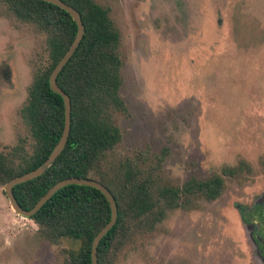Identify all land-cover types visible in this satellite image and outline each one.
Segmentation results:
<instances>
[{
  "label": "rangeland",
  "instance_id": "1",
  "mask_svg": "<svg viewBox=\"0 0 264 264\" xmlns=\"http://www.w3.org/2000/svg\"><path fill=\"white\" fill-rule=\"evenodd\" d=\"M119 32L122 140L107 171L167 149L154 186L181 187L223 169L224 190L169 211L116 264H248L236 204L264 191V0H93ZM46 36L0 4V153L25 143L19 115ZM114 169V170H115ZM111 172V171H110ZM243 205V204H242ZM16 215L0 187V264H62L61 251Z\"/></svg>",
  "mask_w": 264,
  "mask_h": 264
},
{
  "label": "trees",
  "instance_id": "2",
  "mask_svg": "<svg viewBox=\"0 0 264 264\" xmlns=\"http://www.w3.org/2000/svg\"><path fill=\"white\" fill-rule=\"evenodd\" d=\"M75 9L84 25L83 38L58 74L56 83L68 95L71 123L67 143L55 162L41 176L13 187L18 204L30 210L56 183L80 178L101 183L117 205V221L100 241L98 264H116L129 242L151 233L169 211L190 208L198 199L214 201L224 190L227 168L205 180L190 178L181 187L154 186L167 149L150 154L148 149L107 171L109 154L122 140L116 113H126L121 96L122 61L119 32L108 11L93 0H61ZM18 21L46 36L47 60L39 61L19 115L31 140L9 153H0V187L39 167L58 142L64 127L62 98L49 88V76L69 49L77 32L70 15L37 0H0ZM111 171V172H110ZM224 175V176H223ZM4 193V191H3ZM5 195V194H4ZM103 194L90 187L69 185L57 191L32 216L36 235L50 244L68 241L77 248L61 251L62 264H91V243L110 220Z\"/></svg>",
  "mask_w": 264,
  "mask_h": 264
},
{
  "label": "water",
  "instance_id": "3",
  "mask_svg": "<svg viewBox=\"0 0 264 264\" xmlns=\"http://www.w3.org/2000/svg\"><path fill=\"white\" fill-rule=\"evenodd\" d=\"M42 1L45 3L52 4L66 13L70 15L72 20L75 22L77 26V32L73 39L72 44L70 45L67 52L64 54V56L60 59V61L57 63L55 68L52 70L50 76H49V88L50 90L59 95L63 100L64 105V127L62 134L56 143V145L53 147L51 153L47 157V159L36 169L27 172L19 177L13 178L10 181H8L4 187L3 191L5 194L6 199L8 200V203L13 210V212L26 219H30L32 216H34L41 207L50 200V198L60 189L69 186V185H78V186H86L90 188H94L98 191H100L103 196L106 198L109 207H110V220L108 223L97 233V235L94 237L91 243V264H98L97 262V248L99 246L100 241L105 237V235L114 227L117 221V205L116 202L111 195V193L108 191L106 187H104L101 183H98L96 181L87 180V179H80V178H68L64 179L58 183H56L53 187H51L45 195H43L39 201L32 207L30 210L23 209L18 202L16 201L14 194H13V187L16 185H20L23 183H26L28 181H31L39 176H41L43 173H45L49 167L55 162L57 157L62 153V151L65 148V145L68 140L69 131H70V123H71V104L70 99L67 94H65L57 85L56 79L58 74L62 71L63 67L67 64V62L70 60V58L73 56L74 52L76 51L77 47L79 46L83 35H84V25L82 24L80 14L70 7L69 5L65 4L61 0H37Z\"/></svg>",
  "mask_w": 264,
  "mask_h": 264
},
{
  "label": "flooded vegetation",
  "instance_id": "4",
  "mask_svg": "<svg viewBox=\"0 0 264 264\" xmlns=\"http://www.w3.org/2000/svg\"><path fill=\"white\" fill-rule=\"evenodd\" d=\"M247 200L235 209L249 253L248 264H264V191Z\"/></svg>",
  "mask_w": 264,
  "mask_h": 264
}]
</instances>
